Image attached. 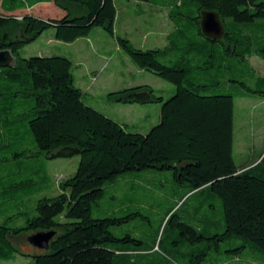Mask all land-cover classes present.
I'll return each instance as SVG.
<instances>
[{
	"label": "trees",
	"instance_id": "1",
	"mask_svg": "<svg viewBox=\"0 0 264 264\" xmlns=\"http://www.w3.org/2000/svg\"><path fill=\"white\" fill-rule=\"evenodd\" d=\"M136 1L167 11L174 29L166 47L144 50L116 35L115 0H0V49H10L16 58L14 65L0 67V168L40 154L52 160L80 156L77 172L61 181L58 195L38 200L37 214L28 216L25 225L13 226L10 218L0 222V260L20 254L31 256L34 264H203L221 243L235 237L264 251V153L258 161L238 166L233 155L235 96L200 93L216 85L215 77L226 74L229 66L244 65L250 76L249 58L264 59V46L252 28L256 21L264 22V0ZM48 3L64 11L61 17L26 12ZM204 10L219 13L225 25L222 39L203 34ZM18 11L25 14L18 17ZM51 27L57 40L68 43L102 27L117 36L136 65L173 83L176 93L168 99L149 85L108 95L123 104L161 103L159 123L148 133L130 132L86 102L69 57L19 55ZM169 55L174 61L159 59ZM251 77L257 89L246 87L248 91L264 96V77ZM28 138L35 152L25 148ZM150 169L171 171L185 192L171 196L173 206L162 213L155 208L163 215L160 239L147 241L129 233L119 237L112 227L139 211L95 217L93 206L106 195L107 184ZM191 198H197L194 209L181 216L178 211ZM214 198L221 203L222 222L212 218L214 212L201 211L214 209L208 203ZM134 205L142 207L141 202ZM62 214L66 221L59 222ZM42 230L57 231L48 250L29 254L13 243V238Z\"/></svg>",
	"mask_w": 264,
	"mask_h": 264
},
{
	"label": "rangeland",
	"instance_id": "2",
	"mask_svg": "<svg viewBox=\"0 0 264 264\" xmlns=\"http://www.w3.org/2000/svg\"><path fill=\"white\" fill-rule=\"evenodd\" d=\"M115 1L118 10L116 35L128 38L136 48L144 50L164 48L169 44L168 35L174 26L165 9L144 1ZM26 12L55 18L64 13L53 3ZM24 14V11L16 12L18 17ZM252 28L258 44L264 46V22L258 20L252 24ZM19 55L24 58L69 57L73 61L76 84L83 90L86 102L124 124L130 132L148 133L160 121L162 104H123L111 100L109 93L138 85L153 87L165 99L176 93L173 83L136 65L120 47L117 36L108 34L102 27H96L89 36L69 43L57 40L55 29L48 28L38 39L20 49ZM174 58V55L159 57L167 63L174 61ZM249 62L253 72L250 76L246 66L240 65L236 69L232 65L227 68L226 74L215 77L218 81L216 85L200 89V93L204 94L229 93L235 96L233 155L238 166L256 162L264 153V96L250 93L246 88L257 89L256 78L251 76L264 77V59L254 55ZM25 148L31 152L37 149L31 138L27 139ZM79 163L80 156L52 160L41 154L10 160L9 167L0 168V222L10 218L13 226L25 225L28 216L37 214L38 200L58 195L61 181L72 177ZM17 167L19 170L13 174ZM12 182L15 184L10 187ZM184 192V187L174 181L173 173L169 170L130 172L106 185V195L93 206V215L120 217L139 211L133 218L113 226V232L119 237L129 233L147 241L155 237L160 239L162 211L173 206L171 196L177 195L179 198ZM138 202L142 203L140 209L134 205ZM196 203L197 198H191L178 213L184 216L185 212L194 209ZM208 203L214 209L210 210V206H207L201 211L214 212L212 218L222 222L220 201L214 198ZM158 207L161 213L155 209ZM56 219L66 221L65 214ZM219 226V230H223V224ZM29 236L23 234L12 240L22 252L32 254L37 248L30 244ZM163 239H168V231ZM233 248L234 251H226ZM0 264H34V260L31 256L18 254L15 259L0 260ZM203 264H264V251L250 241L235 237L221 243L220 250L213 251Z\"/></svg>",
	"mask_w": 264,
	"mask_h": 264
},
{
	"label": "water",
	"instance_id": "3",
	"mask_svg": "<svg viewBox=\"0 0 264 264\" xmlns=\"http://www.w3.org/2000/svg\"><path fill=\"white\" fill-rule=\"evenodd\" d=\"M201 29L203 34L211 39L220 40L225 34V25L216 11L201 12ZM14 58L10 49H0V67L14 65ZM56 235V230L37 231L30 234L28 241L37 249L48 250Z\"/></svg>",
	"mask_w": 264,
	"mask_h": 264
},
{
	"label": "crops",
	"instance_id": "4",
	"mask_svg": "<svg viewBox=\"0 0 264 264\" xmlns=\"http://www.w3.org/2000/svg\"><path fill=\"white\" fill-rule=\"evenodd\" d=\"M76 79V78H75ZM83 91V90H82Z\"/></svg>",
	"mask_w": 264,
	"mask_h": 264
}]
</instances>
